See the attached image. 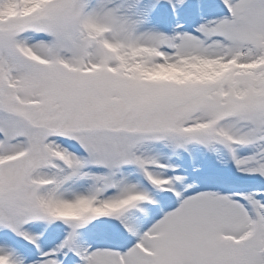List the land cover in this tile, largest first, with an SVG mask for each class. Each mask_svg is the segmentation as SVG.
<instances>
[{
	"label": "snow or ice",
	"instance_id": "obj_1",
	"mask_svg": "<svg viewBox=\"0 0 264 264\" xmlns=\"http://www.w3.org/2000/svg\"><path fill=\"white\" fill-rule=\"evenodd\" d=\"M0 264H264V0H0Z\"/></svg>",
	"mask_w": 264,
	"mask_h": 264
}]
</instances>
